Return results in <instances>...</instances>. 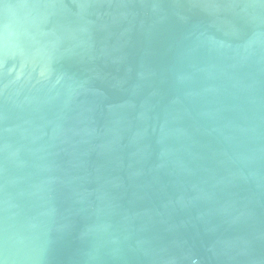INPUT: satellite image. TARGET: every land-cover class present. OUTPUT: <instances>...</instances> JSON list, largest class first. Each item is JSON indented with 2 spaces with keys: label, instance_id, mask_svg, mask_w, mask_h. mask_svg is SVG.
<instances>
[{
  "label": "water",
  "instance_id": "1",
  "mask_svg": "<svg viewBox=\"0 0 264 264\" xmlns=\"http://www.w3.org/2000/svg\"><path fill=\"white\" fill-rule=\"evenodd\" d=\"M0 264H264V0H0Z\"/></svg>",
  "mask_w": 264,
  "mask_h": 264
}]
</instances>
